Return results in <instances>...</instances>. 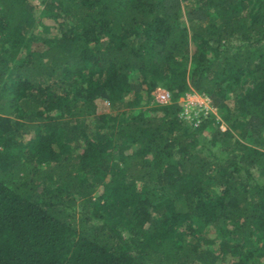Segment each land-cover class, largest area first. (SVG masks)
Wrapping results in <instances>:
<instances>
[{"label":"trees","instance_id":"1","mask_svg":"<svg viewBox=\"0 0 264 264\" xmlns=\"http://www.w3.org/2000/svg\"><path fill=\"white\" fill-rule=\"evenodd\" d=\"M226 257L264 263V0H0V264Z\"/></svg>","mask_w":264,"mask_h":264},{"label":"rangeland","instance_id":"2","mask_svg":"<svg viewBox=\"0 0 264 264\" xmlns=\"http://www.w3.org/2000/svg\"><path fill=\"white\" fill-rule=\"evenodd\" d=\"M33 3L37 7V9H40V7L43 5V0H33ZM48 21L49 20H47L45 18V19H43L42 24L37 23L36 27L40 28V29H44L47 27V25H44L43 23L45 22V24H46V22H48ZM157 88H164V87H162L161 85H158L152 91V93H151L152 99L151 100L153 102H155L154 98H153V92ZM179 101L182 103L181 115H182L185 107H188V111L190 110L189 111L190 118L193 117V119H195L194 122L196 123V125L192 122L193 125H195V126H198L200 124L201 120L207 116L213 115L216 119L219 118L218 113H217V109L212 104V101L208 96L200 95V94L195 93V92L186 93L184 96L180 97ZM94 108H95V111L97 113H101V112H105V113H109V114L113 113V110L110 109V107L108 106V103L105 101L97 100L94 104ZM210 236H214V234H211ZM221 264H230L229 257H226L225 260H222Z\"/></svg>","mask_w":264,"mask_h":264},{"label":"built area","instance_id":"3","mask_svg":"<svg viewBox=\"0 0 264 264\" xmlns=\"http://www.w3.org/2000/svg\"><path fill=\"white\" fill-rule=\"evenodd\" d=\"M170 97H171V94L170 92L167 90V89H164V88H157L154 92H153V98H154V101L156 103H159V104H165V103H168L170 102ZM190 111V110H189ZM189 111H188V107H185L183 113H182V116L189 120L190 122H193L195 125L196 123L194 122L195 119L190 118V114H189ZM190 118V119H189ZM194 125V126H195Z\"/></svg>","mask_w":264,"mask_h":264}]
</instances>
